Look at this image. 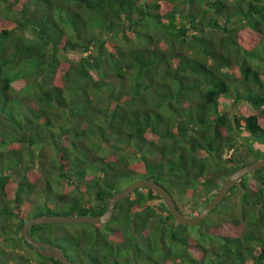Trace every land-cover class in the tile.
<instances>
[{
  "label": "trees",
  "instance_id": "trees-1",
  "mask_svg": "<svg viewBox=\"0 0 264 264\" xmlns=\"http://www.w3.org/2000/svg\"><path fill=\"white\" fill-rule=\"evenodd\" d=\"M254 154L264 157V0H0V215L16 218L1 224L14 245L34 249L18 231L35 216L20 192L43 169L56 168L65 186L57 206L68 199L53 214H99L120 179L138 176L162 184L191 217ZM222 200L227 215L208 213L194 231L154 189L136 187L107 222H82L94 230L83 253L91 264H118L120 248L122 264L136 255L264 264V165ZM43 224L30 226L37 239L49 236ZM211 236L218 241L208 244ZM24 256L22 264H62Z\"/></svg>",
  "mask_w": 264,
  "mask_h": 264
},
{
  "label": "rangeland",
  "instance_id": "rangeland-1",
  "mask_svg": "<svg viewBox=\"0 0 264 264\" xmlns=\"http://www.w3.org/2000/svg\"><path fill=\"white\" fill-rule=\"evenodd\" d=\"M27 35H29V34L27 33ZM26 67H27V63H22L17 68L19 69V71H23V70H25ZM15 70H17V69L15 68ZM29 89H30V85H27V87L22 89L21 93H27ZM227 101H228V99L224 100V102H227ZM233 105H230V106H233ZM238 141H240V139ZM252 144L255 145V143H252ZM236 145H238V144H236ZM246 146L247 145L245 143H243V145L240 146L241 152L245 151ZM255 146L257 147V145H255ZM34 153H35L34 159L36 161V152L34 151ZM257 155H259V154H254L250 157L248 156L247 162L261 157V156H257ZM45 167L49 168V165L48 166L46 165ZM212 167L213 166H211V168ZM55 171H56V168H53V170L50 168V169H48V171L43 169L42 171H40L41 175H39V174L37 175L36 178H38V179L33 182V187L31 190H28L26 187H22L23 189L21 190L20 194H21L22 198L26 199L30 203V207H29V210L27 212V217H30L32 215H35V216L39 215L38 213H40V214H50V213L53 214V212H56L55 209H64V210L67 209L66 205H67L68 199L62 200L58 206L55 202L54 193L55 192H61L65 188L64 185L63 186L59 185L60 183L57 180L56 175H54L56 173ZM136 178H138V176H133L132 178H128V179H120V183L118 185L120 187L119 189H121L123 186H125L126 184H128L129 182H131L132 180H134ZM47 185H50L49 191H47L45 188V187H47ZM24 186H26V185H24ZM47 195H48V197H47ZM46 197H47V199H46ZM224 200H222V201L220 200L219 203L215 206V208H213V210H211L209 212L210 213L209 217H211L213 219V217L218 218L219 216H224L225 214L227 215V209L225 207L227 205L223 204ZM9 202H10V204H12L13 198ZM50 207H57V208H50ZM8 208L13 209V210L16 209L13 207V205H10ZM2 210H4V208H2ZM9 218H11V219L7 220ZM117 218L115 217L112 219L111 222L113 223V225H115V224L122 225L123 223L121 224V222L123 220L120 221ZM14 219H16L14 216H12V217L6 216L4 218L2 215H0V227H1V224L6 223V225H8L10 222H13L15 225H17V221H12ZM197 226L198 225H196V224L188 225V227H190L192 230H194V228ZM14 228L17 229V226H14ZM41 228L44 229V232L42 231V235L49 234V236L44 237L45 241H48L49 243H55V244H58L59 247L66 248L68 254L70 255L71 259L74 262H76V259L78 257L79 261L81 262L80 264H91V262L88 258L89 256L85 255L83 253V250L85 248H86V253L89 252V246L88 245L94 246V243H92L93 242L92 241L93 240L92 234L94 233V230L91 226L84 224L82 222H65V223L43 224ZM82 228L86 229V232L89 234L88 237L84 236L87 233L85 234L84 232H82L81 231ZM18 231L20 233V228L18 229ZM36 232H37L36 227L31 228V229L29 228V233H30V235H32V237L34 239H37L36 238ZM12 234H14V236H15V233H14L12 228L11 229L2 228V232L0 233V258L2 261H4L3 264H18V263L22 264L21 262L23 261V257H25L24 255H27L32 261H37V259H39L40 253L34 247H33L34 249L31 250V248H29L28 244L23 243V240L21 241L20 246H17L16 244L14 245L13 241L16 240V238L13 239ZM194 234H196V233L194 232ZM3 237H5L6 239L2 240ZM152 239L154 240L155 243H157L159 245L158 233H154L152 236ZM216 241H218L217 237L211 236V237L207 238L208 244L216 242ZM73 248H76V249H73ZM126 251H127L126 248H124L123 250H122V248H120L119 253L118 252L114 253L118 264H122V261L124 260ZM21 252H23L24 254L21 255L20 254ZM112 259H114L113 256L111 257V260H109V261L113 264ZM7 260H10L9 262H11V261H13V262L8 263V262H6ZM129 260H130L129 261L130 264L132 262L134 263L135 261H138V263L144 262L141 264H153L151 260H147V259L141 260V258L138 255L129 256ZM17 261H19V262H17Z\"/></svg>",
  "mask_w": 264,
  "mask_h": 264
},
{
  "label": "water",
  "instance_id": "water-1",
  "mask_svg": "<svg viewBox=\"0 0 264 264\" xmlns=\"http://www.w3.org/2000/svg\"><path fill=\"white\" fill-rule=\"evenodd\" d=\"M264 165V157L256 158L249 162L243 163L227 174L219 185L213 197L194 215L186 216L177 209L172 195L159 182L149 177H140L132 180L121 189L116 190L109 198L106 208L99 214H39L33 216L20 227L21 236L31 244L40 254L44 256L55 257L62 264H73L59 246H52L44 240H36L30 235L28 229L30 226L37 223H65V222H87V223H104L111 219L115 203L127 195L136 187L147 186L154 189L165 202L168 210L175 217V219L182 224H197L199 223L225 196L228 189L234 182L240 179L245 173L252 171Z\"/></svg>",
  "mask_w": 264,
  "mask_h": 264
},
{
  "label": "flooded vegetation",
  "instance_id": "flooded-vegetation-1",
  "mask_svg": "<svg viewBox=\"0 0 264 264\" xmlns=\"http://www.w3.org/2000/svg\"><path fill=\"white\" fill-rule=\"evenodd\" d=\"M37 240H44V239H37ZM45 241V240H44ZM47 243H49L48 241H46ZM49 244H51L52 246H58V244H55V243H49ZM61 249H62V247H61ZM63 250V249H62ZM64 251V250H63ZM65 253V252H64ZM65 255L67 256V257H69L68 256V254H66L65 253ZM70 259V258H69ZM71 260V259H70Z\"/></svg>",
  "mask_w": 264,
  "mask_h": 264
},
{
  "label": "built area",
  "instance_id": "built-area-1",
  "mask_svg": "<svg viewBox=\"0 0 264 264\" xmlns=\"http://www.w3.org/2000/svg\"><path fill=\"white\" fill-rule=\"evenodd\" d=\"M231 151H232V149H229V150H228V154H226V155H229V154L231 153Z\"/></svg>",
  "mask_w": 264,
  "mask_h": 264
},
{
  "label": "clouds",
  "instance_id": "clouds-1",
  "mask_svg": "<svg viewBox=\"0 0 264 264\" xmlns=\"http://www.w3.org/2000/svg\"><path fill=\"white\" fill-rule=\"evenodd\" d=\"M30 228V227H29ZM28 232H29V229H28ZM37 240V239H36ZM61 248V247H60ZM37 261H35V263H36Z\"/></svg>",
  "mask_w": 264,
  "mask_h": 264
}]
</instances>
